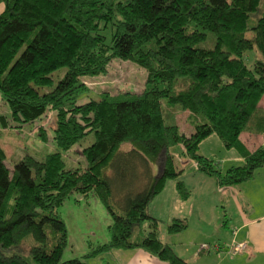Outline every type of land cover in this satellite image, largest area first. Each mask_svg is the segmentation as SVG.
<instances>
[{
	"label": "trees",
	"instance_id": "16d2710c",
	"mask_svg": "<svg viewBox=\"0 0 264 264\" xmlns=\"http://www.w3.org/2000/svg\"><path fill=\"white\" fill-rule=\"evenodd\" d=\"M0 3L1 98L18 125L55 111L57 147L41 160L25 155L10 171L0 146V264H85L62 260L67 231L52 209L72 190L92 192L112 219L109 240L89 256L141 249L167 264H187L160 241V222L148 206L167 180L174 182L182 201L190 195L171 153L176 145L197 172L221 188L253 179L263 165V146L251 148L240 136L264 139L259 106L264 97V0ZM203 18L207 26L198 21ZM249 51L256 52L251 64L244 57ZM117 58L146 72L144 90L119 96L104 92L77 104L86 90L81 78L106 73ZM62 68L65 73L54 85L52 74ZM180 84L185 88L176 92ZM164 101L188 113L190 134L166 123ZM90 134L94 140L82 151L85 169L65 174L62 154ZM211 135L234 149L242 165L222 174L200 156V143ZM123 144L130 150L121 153ZM51 191L56 199L49 203L44 195ZM185 228L184 220L173 219L166 230L176 234ZM27 238L34 245L23 249Z\"/></svg>",
	"mask_w": 264,
	"mask_h": 264
},
{
	"label": "rangeland",
	"instance_id": "374dc122",
	"mask_svg": "<svg viewBox=\"0 0 264 264\" xmlns=\"http://www.w3.org/2000/svg\"><path fill=\"white\" fill-rule=\"evenodd\" d=\"M0 10V13L4 10L3 3H0ZM198 21L204 26L208 25V18ZM104 35L109 40L110 30L107 29ZM208 35L210 36V34ZM255 56V51H249L244 57L247 63L251 64ZM64 73L65 69L62 68L52 74L54 85L63 77ZM81 81L86 86V90L78 96L77 104H83L92 99L96 100L104 92L112 96L124 93L139 94L145 87L146 72L132 61L117 58L108 65L106 73L98 76H85L81 78ZM184 88L185 85L180 84L175 88V91L179 92L178 90ZM47 90L49 89H45V91ZM261 101L259 106L263 107L264 97ZM4 105L1 107V112L8 116V126L0 127V146L5 152V163L10 171L13 170L14 163L25 155L41 160L45 155L57 151L53 141L55 111L48 109L40 119L33 123L18 125L11 121L9 108L7 104ZM162 110L167 124L177 125L180 131L186 135L193 131L186 120L187 112L178 111L177 106L169 107L165 101L162 103ZM93 140L94 137L90 134L62 154L65 162V174L70 169H85L82 151ZM262 146L264 148V142ZM129 150V144H123L120 147L121 153ZM180 152L179 145L171 148L176 167L183 170L180 180L184 182L190 196L185 202L178 201L173 181H166L162 192L148 206L150 215L156 216L153 217L160 221L157 232L159 236L167 235L166 224L169 221L164 222L171 213L177 210L176 208L180 207V214L184 217L188 216L187 222L190 224L189 230L177 240L182 243L183 249L193 243L200 249L204 245L210 246L211 243L214 246L219 240L217 244L228 251L238 224L244 219L247 221L258 217L264 210V163L255 171L253 179L221 188L216 185L213 178L197 172L193 162L182 157ZM198 154L211 160L222 174L230 167L242 165L236 151L226 149L216 135H211L200 143ZM171 186H173L172 191H170ZM44 198L52 203L56 199V192L51 191L45 194ZM52 209L66 226L68 244L62 255L63 261L79 259L85 264H105L107 261L117 264V261L113 260L115 259L113 255H116L117 250L102 252L94 257L89 256L97 245L107 242L110 238L109 226L112 219L98 197L92 192L83 194L79 190H72L64 197L60 205L54 206ZM199 213L208 220V226L202 224L201 221L198 222ZM145 228L144 224L143 229ZM210 240L215 241L201 244V242H210ZM22 244L23 249H27L34 245V241L32 238H27ZM227 253L232 256L236 255L231 250Z\"/></svg>",
	"mask_w": 264,
	"mask_h": 264
},
{
	"label": "crops",
	"instance_id": "0c3cea01",
	"mask_svg": "<svg viewBox=\"0 0 264 264\" xmlns=\"http://www.w3.org/2000/svg\"><path fill=\"white\" fill-rule=\"evenodd\" d=\"M4 104L5 102L2 100L0 95V117L4 118V121L0 119V127H3V125L8 126L7 124L8 116L3 115L1 112V107H4L5 106ZM261 108L264 109V101H263V107ZM240 140L245 145H248L251 148L262 146V143L264 142V139L261 136L248 135V134H242L240 136ZM174 189H175V184H174ZM172 190H173V186L170 187V191ZM177 200L180 202L186 201V200L182 201L179 197H177ZM176 209L178 211L175 210L173 213H171L164 223H167L168 221L170 223L173 219H180L186 221L185 222L186 228L183 231L176 234H168L167 230H166V234H167L166 236H164V234H161V236H159L158 232L157 234L160 241L163 244L170 246L172 250L175 252V254L178 257L184 259V261L187 264H264V210L261 211V214L258 217H253L247 221L244 219L240 224H238L236 234L233 235V238L230 241L229 250L233 251V248L240 243L245 244V249L241 252H237L235 256H232L231 254L227 253L229 250L226 251L225 249H223V247L217 244V241L219 240L216 241V244H214V246L211 245L212 244L211 242L215 240H210V242L209 241L201 242V244L211 243L210 246L204 245L200 249L198 246H196L195 243H193V244H188V246H186L183 249L182 243L177 242V240L178 238H180V236H184V234L189 230L190 224L189 222H187L188 216H186L187 217L186 218L180 214L181 208L179 207ZM197 220L198 222L201 221L202 224L208 226V220H206V218H204L203 215H201L200 213L197 216ZM169 223L166 224V227ZM115 254L116 255H113V258H115L113 260L117 261V264H167L165 262L158 260L156 257L152 256L151 254L141 249H127V250L122 249V250H117V253ZM105 264H111V263L110 261H107L105 262Z\"/></svg>",
	"mask_w": 264,
	"mask_h": 264
},
{
	"label": "built area",
	"instance_id": "2783aa9c",
	"mask_svg": "<svg viewBox=\"0 0 264 264\" xmlns=\"http://www.w3.org/2000/svg\"><path fill=\"white\" fill-rule=\"evenodd\" d=\"M244 249H245V244H244V243H240V244H238L237 246H235V247L233 248V252H234V253L241 252V251H243Z\"/></svg>",
	"mask_w": 264,
	"mask_h": 264
}]
</instances>
